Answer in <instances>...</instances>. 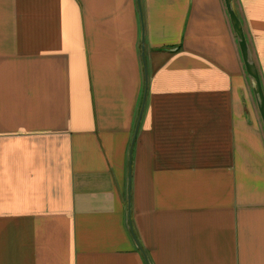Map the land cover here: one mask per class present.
<instances>
[{"label": "crops", "instance_id": "0c3cea01", "mask_svg": "<svg viewBox=\"0 0 264 264\" xmlns=\"http://www.w3.org/2000/svg\"><path fill=\"white\" fill-rule=\"evenodd\" d=\"M253 90L225 0H0V264H264Z\"/></svg>", "mask_w": 264, "mask_h": 264}, {"label": "water", "instance_id": "95a60500", "mask_svg": "<svg viewBox=\"0 0 264 264\" xmlns=\"http://www.w3.org/2000/svg\"><path fill=\"white\" fill-rule=\"evenodd\" d=\"M139 2H141V0H139ZM225 5H226L227 10H228L230 21L232 22L233 30L235 31L236 35L238 36V43H239V47H240L241 52H242L243 61L245 63L247 76L254 83V90L253 91L255 92L257 106H259L261 118L264 122V91H263V86H262V80H261V77L259 76L258 67L253 62L251 49L248 46L246 35H244V29H243L242 22L238 18V15L235 11V8L233 7V0H225ZM143 64H144V67L146 69V80H147L148 73H147L145 55H143ZM146 100H147V95L144 98L143 106L141 108L142 111H141L139 118H138V121H137V129H136V132H135V135L133 138L134 139L133 144L136 141V136L138 134V131H139V128L141 125L140 122L142 120V117H143V114L145 111L144 108H145Z\"/></svg>", "mask_w": 264, "mask_h": 264}]
</instances>
